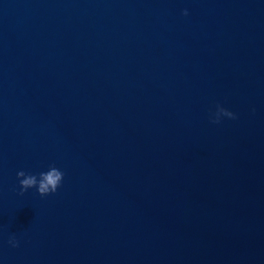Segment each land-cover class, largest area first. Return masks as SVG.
<instances>
[{
  "label": "water",
  "instance_id": "water-1",
  "mask_svg": "<svg viewBox=\"0 0 264 264\" xmlns=\"http://www.w3.org/2000/svg\"><path fill=\"white\" fill-rule=\"evenodd\" d=\"M217 105L165 0H0V264H264V179Z\"/></svg>",
  "mask_w": 264,
  "mask_h": 264
},
{
  "label": "clouds",
  "instance_id": "clouds-1",
  "mask_svg": "<svg viewBox=\"0 0 264 264\" xmlns=\"http://www.w3.org/2000/svg\"><path fill=\"white\" fill-rule=\"evenodd\" d=\"M182 14L187 15V9L182 10ZM216 109H218L216 115L210 117V119H212V122L214 123L219 122L221 114L229 118H235V114L226 108L217 105ZM63 175V172H61L54 166H49V169L47 171L40 172L38 174L39 178H37V175L34 174H26L23 170L17 171L16 173L18 179L22 177V179H19L21 195L27 189L35 187L37 193L41 196H45L49 193H55L57 188L60 186ZM8 243L12 247L18 246V241L15 239V237H10Z\"/></svg>",
  "mask_w": 264,
  "mask_h": 264
}]
</instances>
